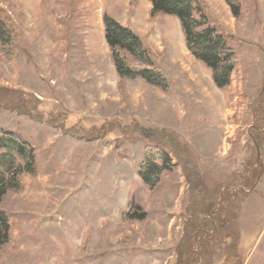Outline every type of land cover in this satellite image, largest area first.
Here are the masks:
<instances>
[{
	"label": "rangeland",
	"instance_id": "374dc122",
	"mask_svg": "<svg viewBox=\"0 0 264 264\" xmlns=\"http://www.w3.org/2000/svg\"><path fill=\"white\" fill-rule=\"evenodd\" d=\"M199 4L236 54L224 88L148 0H0V130L38 167L0 203V264H264V0H242L240 18ZM103 12L138 34L166 88L119 78ZM139 126L186 144L152 189ZM20 145L0 150V180L24 165ZM130 205L143 220L122 217Z\"/></svg>",
	"mask_w": 264,
	"mask_h": 264
},
{
	"label": "trees",
	"instance_id": "16d2710c",
	"mask_svg": "<svg viewBox=\"0 0 264 264\" xmlns=\"http://www.w3.org/2000/svg\"><path fill=\"white\" fill-rule=\"evenodd\" d=\"M224 1L233 17L240 18L242 0ZM148 2L150 3L149 15L151 17L164 14L174 16L178 20L187 51L210 70L211 78L218 88L227 87L230 84L231 74L236 67V54L225 37L209 24L206 15L201 10L199 0H148ZM8 21V14L0 8V27L3 31H8L6 27ZM102 21L104 39L119 78L138 76L148 83L166 88L165 82L161 81L164 79L154 69L152 62L145 54L147 52L142 48L138 34L122 26L107 12H103ZM0 50L2 53H8V58L11 59L12 50L10 48L6 49L1 46ZM142 128L139 126L140 131H138L152 144L146 146L147 152L138 168V175L143 183L152 189L161 180L163 172L172 170L176 165L172 162V157L178 161L183 160L180 148L184 149L186 144L184 141H180L175 133L166 129ZM13 139L21 143L17 147V152L25 157V162L21 168L13 170L11 167L10 176L6 180H0V203L8 192H16L22 189L21 174L34 177L37 173L38 167L34 150L30 147L26 151L22 147L24 144L28 146V143L20 134L1 129L0 150L5 149L9 140ZM163 147L168 148V150ZM182 163L183 168L187 169V164ZM135 208L140 209L138 206ZM122 217L128 220H143L145 213L132 211L130 205L129 209L122 213ZM9 231L8 216L0 209V251L9 241Z\"/></svg>",
	"mask_w": 264,
	"mask_h": 264
}]
</instances>
